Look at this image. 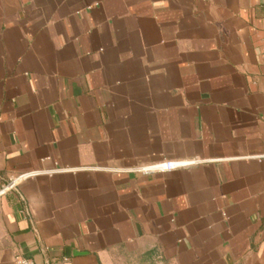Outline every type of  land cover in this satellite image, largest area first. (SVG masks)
<instances>
[{"label":"crops","instance_id":"obj_1","mask_svg":"<svg viewBox=\"0 0 264 264\" xmlns=\"http://www.w3.org/2000/svg\"><path fill=\"white\" fill-rule=\"evenodd\" d=\"M28 172L0 264H264V0H0V188Z\"/></svg>","mask_w":264,"mask_h":264},{"label":"built area","instance_id":"obj_2","mask_svg":"<svg viewBox=\"0 0 264 264\" xmlns=\"http://www.w3.org/2000/svg\"><path fill=\"white\" fill-rule=\"evenodd\" d=\"M193 161H162L160 163H152L149 165L143 166L141 169L144 171H164L171 170L175 167H184L190 165ZM34 175L33 172L22 173L11 177L1 188L0 195L6 191L13 190L16 188L18 183L30 176ZM13 264H34L31 259L17 255L14 259Z\"/></svg>","mask_w":264,"mask_h":264}]
</instances>
